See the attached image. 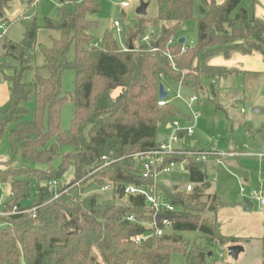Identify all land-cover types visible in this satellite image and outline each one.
Instances as JSON below:
<instances>
[{
  "label": "trees",
  "instance_id": "16d2710c",
  "mask_svg": "<svg viewBox=\"0 0 264 264\" xmlns=\"http://www.w3.org/2000/svg\"><path fill=\"white\" fill-rule=\"evenodd\" d=\"M11 1L0 0V21L7 23ZM24 1L32 7L37 0ZM99 1L61 0L58 20L45 19L43 29L57 31L59 37L50 46H39L43 64L35 69L29 85L21 76L30 69L39 27L33 21L25 26L20 43H4L6 55L16 60L20 71L5 77L7 100L0 108V136L7 132L10 151L19 150L33 166L0 163V184L10 191L4 211L8 215L0 216V264H21V260L26 264H171L173 252L182 253L186 264H206V249L184 241L180 233H199L209 244L241 242L222 236L215 219L202 216H214L224 205L218 196L205 194L207 166L183 157L169 160L186 162L188 182L195 187L186 192L156 185V192L175 208L169 218L172 225L161 236L140 244L133 238L153 232L146 226L153 211L141 195L129 197V209L118 207L116 199L122 198L127 185L152 187V180L142 177L131 155L156 147L160 128L167 130L174 120H190L171 103L158 105L159 84L166 90L180 85L191 91L198 97V106L204 99L214 102L212 81L234 72L209 61L217 56L228 59L234 53L264 57V20L250 16L240 7L241 0L220 4L201 0L196 19L194 0H156L155 18H142L131 28L126 24L124 51L107 31L100 42L92 36L97 22L90 16L99 12ZM192 21L196 22L195 43L179 44ZM144 37L147 42L141 41ZM66 70L74 72L72 94L61 93ZM30 95L33 118L21 121L27 113L22 103ZM68 100L73 105L72 119L69 129L62 130L60 111ZM68 167L74 177L59 185L57 192L62 193L54 198L48 184L59 183ZM107 183L112 185V198L102 201L99 189ZM25 200L30 204L23 206ZM128 216L135 221H127Z\"/></svg>",
  "mask_w": 264,
  "mask_h": 264
},
{
  "label": "rangeland",
  "instance_id": "374dc122",
  "mask_svg": "<svg viewBox=\"0 0 264 264\" xmlns=\"http://www.w3.org/2000/svg\"><path fill=\"white\" fill-rule=\"evenodd\" d=\"M61 0H37L35 5L28 7L24 0H12L10 7L6 12L7 28L4 36L0 31V108L6 104V95L8 83L5 77L13 76L15 72L20 71V66L11 56L6 55L4 49L5 41L20 43L23 40L25 26L33 21L39 27L36 46L34 47L30 69L23 71L21 81L29 85L34 79L35 69L43 64V58L39 50L40 45L50 46L53 39H58L57 31L44 30L45 19L53 21L58 20V7ZM126 4L122 8V4ZM201 0H194L193 15L197 18V10ZM146 4V14L138 16L136 10ZM252 0H241L240 7L247 10L251 14ZM157 15L156 0H100L99 12L90 19L97 22L96 27L91 31L95 41L100 42L105 31L110 33L121 49L127 48L126 24L131 28L140 19H153ZM114 22L120 24L122 29L120 33L114 29ZM147 32V30H146ZM185 38V44L190 46L196 41V22L188 23L182 32ZM72 57V52H70ZM225 68V67H224ZM237 74L235 69H227ZM233 74V75H234ZM216 88V98L214 102L206 99L202 100L199 108L200 119L198 120L194 134L192 137H185L182 144L189 146L190 142L195 143L194 149L205 150L207 147H215L219 153H230L242 151L244 144L249 150V139L245 134L256 133L264 127V72L253 74H239L237 76H229L218 82ZM168 90V98H174V90ZM74 91V72L66 70L61 79V93L72 94ZM219 93V94H218ZM171 104L184 113H188L184 104L179 100H172ZM27 113L20 117L21 121H30L33 118V96L30 95L28 101L22 103ZM244 109L245 114H240V109ZM259 112L256 113L255 110ZM73 105L70 100L66 101L60 111V128L67 130L70 127L72 119ZM250 113V114H249ZM12 127L8 125L7 130ZM159 133L163 136L168 135V130L160 128ZM235 157V156H233ZM11 162L13 166H33V163L22 158L19 150L16 153L10 151V143L7 132L0 136V163ZM240 163V162H239ZM236 164V158H226L219 164L218 171L215 168L208 171L207 184L209 188L205 191L206 195H217L222 199L232 197L236 190L237 183L240 181V175L235 174L230 165ZM55 166L58 165L56 161ZM37 166V165H36ZM74 177V170L68 167L59 182L60 186L67 185ZM188 182L187 173L185 171H174L169 175H161L158 178L159 184H164L172 188L181 190ZM31 184L34 186L35 182ZM58 186V188L60 187ZM8 186L0 184V214L4 213L6 205L9 201ZM240 191V190H239ZM101 200H109L112 198L110 191L101 192ZM30 204L29 200L22 202L23 206ZM256 208V206H255ZM204 218L214 219L210 213L202 214ZM184 241L190 242L206 249L207 253H211L212 257L206 258V264H257L261 257L264 258V250H260L259 246L253 245L248 247L240 257L233 258L228 253V247L221 246L214 242L209 244L205 239L196 232L180 233ZM171 264H186L182 253L173 252L170 257ZM21 264H26L21 260Z\"/></svg>",
  "mask_w": 264,
  "mask_h": 264
},
{
  "label": "built area",
  "instance_id": "2783aa9c",
  "mask_svg": "<svg viewBox=\"0 0 264 264\" xmlns=\"http://www.w3.org/2000/svg\"><path fill=\"white\" fill-rule=\"evenodd\" d=\"M127 5L122 4V8H125ZM114 29L117 30L118 33L121 32L120 24L118 22H114ZM7 28V23L4 21H0V31L2 32V36H4ZM148 37H144L141 39L142 42H147ZM94 47L97 44L93 45ZM122 50H126V47L121 48ZM185 50V47L183 48ZM160 79H162V74H160ZM212 84H215L212 81ZM166 90V89H165ZM171 90V89H169ZM174 90V98H168V90H166L167 95L164 100H159L158 105L164 106L166 104L171 103V101L179 100L181 101L189 115V122L182 123L178 120H174L168 124V135L164 136V140L160 143H157L156 147L151 150L140 152L137 154L131 155L132 158L139 165L141 175L145 179L152 180V187L144 188V187H136L133 185H127L124 187L122 192V198H117V200H122L128 203V199L131 196L141 195L144 197V200L151 211H153L152 222L148 223L146 226L149 229H153V232H147L143 234L136 235L133 240L135 243L140 244L142 241L151 238L153 235L161 236L165 230H168L172 223L170 219L162 218L159 224L156 223L155 217L157 215L162 216H170L175 212V208L173 205L164 201L163 197L156 192V185L158 183V178L161 175H169L174 171H185L186 172V162L179 161H169L173 157H183L184 159H190L194 161L196 164L207 166V164H219L220 161L227 156H236L237 153H219L214 147H210L206 150H193L189 147H184L181 145L183 137H192L194 134L195 126L201 116L198 106V97L191 93L188 96L182 94L183 88L178 85ZM241 114H245L244 109H240ZM250 114V113H249ZM259 158H264V150H260L257 154ZM107 165V164H106ZM50 188H52L55 192V197L57 198L61 193H58L59 183L56 181H52L48 184ZM194 184L191 182H187L184 186L186 192H191L194 189ZM112 190V185L110 183L105 184L103 187L99 189V192H106ZM8 195H10L9 189L7 190ZM65 192V191H64ZM241 195L243 197H249L254 203L258 204L261 207H264V190L259 188H254L251 190H247L245 187H242ZM15 208H13L12 214L15 212ZM35 209H32V212ZM7 213H2L0 216H6ZM34 218L35 216L32 215ZM126 220L129 222H134V218L132 216L126 217Z\"/></svg>",
  "mask_w": 264,
  "mask_h": 264
},
{
  "label": "crops",
  "instance_id": "0c3cea01",
  "mask_svg": "<svg viewBox=\"0 0 264 264\" xmlns=\"http://www.w3.org/2000/svg\"><path fill=\"white\" fill-rule=\"evenodd\" d=\"M223 1L224 0H216L218 4L222 3ZM251 14L254 16V18L264 20V0H252ZM209 65L237 70L238 73L232 76L246 73L247 75L249 73L261 74L264 72V57L260 53H253L252 55L234 53L228 59H225L221 56L214 57L209 61ZM218 82L215 83L216 88L218 87ZM258 112L259 110L256 109V113ZM245 137H248L247 139H249L248 151L247 145L244 144L242 151L230 152L237 153L235 157L227 156L223 158H236L237 165H230V168L235 174L237 173L240 175V181L237 183L236 190L232 197L222 199L218 196L224 205L217 210L213 218L218 223L219 232L222 236L227 238H238L241 240V242L238 243V246H241L243 251L253 245L259 246L260 250L263 251L264 207L259 206L250 199L253 202V208L250 212H245L242 206L243 196L239 190H241L242 187H245L247 190L254 188L264 190V158H259L257 156L260 150H264V127L256 133H246ZM184 138L185 137H183V139ZM181 145L183 144L181 143ZM183 146L196 150L194 149V142H190L189 146ZM208 148L210 147H207L206 149ZM222 160L219 164L222 163ZM219 164H210V169L208 171L212 170L213 168H215V171H218L217 167ZM221 246L229 247L231 245L226 244ZM243 251L239 253L237 257H240L243 254ZM208 257L211 258L212 254L209 253ZM263 263L264 258L261 257L257 264Z\"/></svg>",
  "mask_w": 264,
  "mask_h": 264
},
{
  "label": "water",
  "instance_id": "95a60500",
  "mask_svg": "<svg viewBox=\"0 0 264 264\" xmlns=\"http://www.w3.org/2000/svg\"><path fill=\"white\" fill-rule=\"evenodd\" d=\"M146 8H147V5L146 4H142L137 10H136V13L138 16H144L146 14ZM178 43L183 45L185 43V38L184 37H181L178 39ZM129 50H132L133 49V46L132 44H129ZM182 94L185 95V96H188L190 95L192 92L187 90V89H183L182 91ZM167 95V92L166 90L164 89V86L162 83L159 84L158 86V98L159 100H164L165 97ZM256 112V110H255ZM164 140V136L163 135H158V138H157V143H160ZM210 169V164H207V170ZM117 206L120 207V208H123V209H129L130 208V204L122 201V200H117L116 202ZM10 206H12V204H10ZM242 206H243V210L245 212H250L251 209L253 208V202L247 198V197H243L242 198ZM172 216H162V215H157L155 217V221L157 224H159L160 220L162 218H171ZM228 253L231 257L233 258H237L238 254L241 253L243 251V248L241 246H229L228 247Z\"/></svg>",
  "mask_w": 264,
  "mask_h": 264
}]
</instances>
